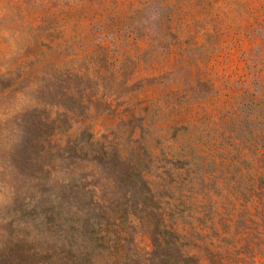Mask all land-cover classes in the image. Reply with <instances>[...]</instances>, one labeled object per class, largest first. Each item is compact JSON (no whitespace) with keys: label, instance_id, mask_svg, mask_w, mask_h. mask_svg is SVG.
Instances as JSON below:
<instances>
[{"label":"rangeland","instance_id":"obj_1","mask_svg":"<svg viewBox=\"0 0 264 264\" xmlns=\"http://www.w3.org/2000/svg\"><path fill=\"white\" fill-rule=\"evenodd\" d=\"M249 177L264 0H0V264H264Z\"/></svg>","mask_w":264,"mask_h":264},{"label":"trees","instance_id":"obj_2","mask_svg":"<svg viewBox=\"0 0 264 264\" xmlns=\"http://www.w3.org/2000/svg\"><path fill=\"white\" fill-rule=\"evenodd\" d=\"M182 198H190V197L184 195L182 196ZM205 199L211 200L212 198L210 197V194L206 193L202 198V200L204 201ZM183 203L184 202H182V204ZM252 203L264 205V180L261 181V180H256L253 177H249V205H251ZM204 206H206V203L201 207L204 208ZM189 213H192V210H190Z\"/></svg>","mask_w":264,"mask_h":264}]
</instances>
